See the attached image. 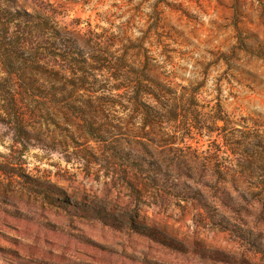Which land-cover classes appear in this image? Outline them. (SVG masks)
<instances>
[{"label":"rangeland","instance_id":"rangeland-1","mask_svg":"<svg viewBox=\"0 0 264 264\" xmlns=\"http://www.w3.org/2000/svg\"><path fill=\"white\" fill-rule=\"evenodd\" d=\"M0 264H264V0H0Z\"/></svg>","mask_w":264,"mask_h":264},{"label":"trees","instance_id":"trees-1","mask_svg":"<svg viewBox=\"0 0 264 264\" xmlns=\"http://www.w3.org/2000/svg\"><path fill=\"white\" fill-rule=\"evenodd\" d=\"M93 59H94L95 61H97V62H100V61H102V59H101V58H99V57H97V56H93Z\"/></svg>","mask_w":264,"mask_h":264}]
</instances>
